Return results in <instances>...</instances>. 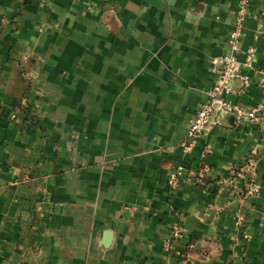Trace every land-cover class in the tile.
<instances>
[{"label": "crops", "instance_id": "obj_1", "mask_svg": "<svg viewBox=\"0 0 264 264\" xmlns=\"http://www.w3.org/2000/svg\"><path fill=\"white\" fill-rule=\"evenodd\" d=\"M238 1L0 0V264H264V133L226 114L184 149ZM263 12L230 105L264 98ZM177 167L202 185L171 190Z\"/></svg>", "mask_w": 264, "mask_h": 264}, {"label": "built area", "instance_id": "obj_2", "mask_svg": "<svg viewBox=\"0 0 264 264\" xmlns=\"http://www.w3.org/2000/svg\"><path fill=\"white\" fill-rule=\"evenodd\" d=\"M253 2L264 3V0L238 1L234 29L229 33L228 38L231 45V52L223 57L221 69L218 71L216 70L217 78L214 85L207 93V100L197 107L194 116L188 122L189 143L184 147L186 151L191 148L196 139L205 133V131L218 125L220 123V117L226 114L232 115L236 121L250 123L264 133V98H262L256 106L249 108L230 105L225 100V96L242 93L249 86V79L241 73V68L251 67L254 59V51H247L244 63L238 61L236 52L244 21L248 17L249 9ZM262 15H264V12ZM234 83H239L240 87L234 88ZM205 172H207V169L199 171L198 176L202 178ZM188 176L189 173L187 171L182 167H177L168 183L172 187L176 186L179 181ZM251 193L252 190L247 192V194L250 195ZM244 217L245 214L242 211L237 213L235 216L236 228L244 226L242 225V222H245ZM183 238L182 229L176 226L171 230L166 246L172 242L171 240H181ZM186 244H188V242ZM189 247L192 248L193 245L189 244Z\"/></svg>", "mask_w": 264, "mask_h": 264}, {"label": "rangeland", "instance_id": "obj_3", "mask_svg": "<svg viewBox=\"0 0 264 264\" xmlns=\"http://www.w3.org/2000/svg\"><path fill=\"white\" fill-rule=\"evenodd\" d=\"M183 168V167H182ZM177 169V168H176ZM184 169V168H183ZM185 170V169H184ZM175 171L176 170H174L173 172H171L169 175H168V181H169V179L173 176V174L175 173ZM186 171V170H185ZM199 173V172H198ZM198 173H193V174H191V175H189L188 176V178L186 179V180H184V179H182L181 181H179L178 183H177V185L176 186H170L169 185V183H168V186H169V188L171 189V190H173V191H176V190H178V189H180L181 187H182V185H183V183H190V184H197V185H199V186H201L202 185V182H200V181H203L202 179H205L204 177H199L198 176ZM200 178V181H199V178ZM193 178H195V179H193ZM191 179H193V181H194V183H193V181H191ZM190 180V181H189ZM251 185H252V183L251 182H246L244 185H243V187L242 188H240V190H241V192L242 193H244L245 195L247 194V192H249L251 189H253V187H251ZM241 194V193H240ZM253 194H255V192H253ZM239 211H242L243 213H244V211H243V209H240ZM245 220H246V215H245ZM244 223V224H243ZM245 223L246 222H242V225H245ZM179 227V226H178ZM238 228V230H243V227H237ZM182 229V228H181ZM182 231H183V229H182ZM183 239H175V240H171V241H174V242H182L183 244L181 245V249H182V256L185 258L186 256H187V254L188 253H191L193 250H194V246L192 247V248H190L189 247V244L191 245H194L191 241H188V240H186L187 238H186V235H185V233L183 232ZM188 242V244H186ZM180 258H182V257H180ZM184 258H182V259H184Z\"/></svg>", "mask_w": 264, "mask_h": 264}]
</instances>
